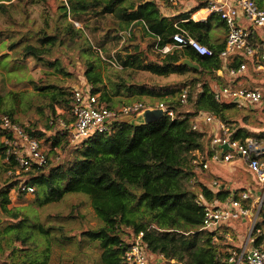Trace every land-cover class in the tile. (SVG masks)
Returning a JSON list of instances; mask_svg holds the SVG:
<instances>
[{"label":"trees","instance_id":"1","mask_svg":"<svg viewBox=\"0 0 264 264\" xmlns=\"http://www.w3.org/2000/svg\"><path fill=\"white\" fill-rule=\"evenodd\" d=\"M4 1L10 0H0V8L5 9ZM255 2L264 7V0ZM164 8L166 4L157 0H63L57 5L56 12L59 17H64L62 26L57 25L52 31L38 28L33 36L8 44L7 49L12 51L14 60L23 61L31 56L52 69V75L59 73L64 77H71L72 72L67 70L61 56L72 47L84 57L80 80L75 84H90L92 91L98 95L100 105L112 107L113 98L120 95L156 96L182 117L170 119L164 115L140 126L119 117L109 123L107 130L93 133L74 144L70 143L65 130L53 132L51 129V134L44 138L49 142L46 162L41 165L31 162L25 170L19 168L12 146L1 139L3 171L19 172L12 175V180L9 177L1 181L0 177V217L3 220L0 234H8L4 245L0 246V264L45 263L39 258L27 259L26 255L23 260H13L24 246L29 247L28 243L33 241L34 235L31 228L34 225L30 226L25 221L27 218H20L19 208L9 207L12 188L20 195L26 193L21 185L31 187L41 204L57 201L66 193L86 194L102 225L86 228L80 234L98 241L101 264H131L124 260L123 253L139 231L143 232L141 243L149 259L162 257L163 261L159 264H228L226 248L232 245L224 237L228 228L224 227L221 232L201 229L202 208L196 203V198L201 195L207 200H222L230 194L227 181L242 186L250 178V173L238 171L230 177H222L210 168L196 170L191 161L193 150L208 152L209 126L200 122L198 129H191V118L200 111L212 112L223 122L234 124L231 131L233 137L242 139L249 135L235 118L238 114L236 104L218 101L214 97L215 87L225 84L226 78L216 71L221 65L218 54L224 40L213 38L211 32L215 27H220L223 33L226 29L217 15H211L206 21L179 22V27L208 46L213 54L201 56L190 48L176 46L162 55L154 50V46L171 42V35L177 30L174 21L187 19L194 10L180 11L170 17L164 15ZM174 8L178 9L179 5ZM75 22H79L81 28H75ZM138 32L150 39L146 47L157 53L155 60L147 59L138 40L142 35ZM81 39L85 44L80 43ZM113 58L119 67L110 62ZM183 58L190 59L198 68L178 64ZM72 59L69 56L73 65ZM238 62L230 65L235 66ZM106 67L125 71L128 75L137 71L164 77L171 74L194 75L184 82L187 101L180 104L179 99H175L177 94L179 97V88L152 89L131 81V76L128 77L130 80L122 76L116 80L110 78L111 75L107 84L103 74ZM33 87L38 98L34 106L49 120L45 127H53L59 117L69 124L72 120L73 86L66 84L62 78L45 76L33 83ZM4 99L0 94V116L7 114L18 122L13 117L12 107L2 106ZM57 108L67 115L57 113ZM243 117L246 119L247 116ZM23 128L37 141L44 135L35 125ZM10 137L11 134L0 126V138ZM57 149L66 152L65 156L60 157ZM213 179L221 184L213 187ZM69 215L76 216L74 213ZM9 218L18 220L8 224L6 221ZM35 226L37 234L48 235L49 227ZM59 229L62 230L61 227ZM61 235L63 239L69 237ZM261 240L259 238L258 241ZM150 262L154 264L155 261L150 259Z\"/></svg>","mask_w":264,"mask_h":264},{"label":"built area","instance_id":"2","mask_svg":"<svg viewBox=\"0 0 264 264\" xmlns=\"http://www.w3.org/2000/svg\"><path fill=\"white\" fill-rule=\"evenodd\" d=\"M157 1L172 6L179 5V2L196 1L195 5L188 8L194 10L186 21H206L211 15H217L224 23L226 36L224 46L218 54L221 65L216 71L225 76L226 83L215 87V99L235 103L238 107L253 109L257 105L264 106V85H254L250 81L252 73L264 72V7L259 6L255 0ZM75 24L80 25L79 22ZM174 26L177 30L171 35V42L162 46L156 44L154 50L164 55L177 46L190 48L201 56L213 54L208 46L189 35L178 23H174ZM125 32L128 34V30ZM236 61H239L237 65H230ZM110 62L119 67L114 58ZM81 81L83 82V79ZM178 99L180 104L186 103L187 88L181 89ZM148 107L161 108L164 115L170 119L182 117L161 100H136L118 107L100 105L92 86L84 82L82 85L73 86L70 109L72 120L66 124L64 119L59 117V130H65L70 143L74 144L93 133L107 130L112 120L125 115H135ZM200 122L209 126L210 139L208 152L199 149L192 151L191 161L194 168L205 170L210 168L211 164H231L229 173L236 170L250 173V178L246 179L242 186L237 182L227 181L226 186L230 194L222 200H207L201 195L196 198V203L202 208L200 228L221 232L227 227L224 237L232 244L234 234H238L234 223H248L247 234L241 243L226 248V261L228 264H264V136L248 135L242 139L233 137L231 131L234 124L223 122L212 112L200 111L194 115L191 118V129H198ZM0 126L11 134L10 138L2 140L14 149L20 169L29 168L31 162L39 165L46 162L39 142L24 130L22 124L12 120L9 115L2 114ZM237 160H241L239 168L234 166ZM220 184L216 179L211 180L213 187ZM21 189L26 190V193L33 192L29 186L21 185ZM142 234V231L136 234L130 247L124 251L123 258L131 264H151L150 259L157 264L158 256L149 259L141 243ZM259 238H262L261 242L258 241Z\"/></svg>","mask_w":264,"mask_h":264},{"label":"rangeland","instance_id":"3","mask_svg":"<svg viewBox=\"0 0 264 264\" xmlns=\"http://www.w3.org/2000/svg\"><path fill=\"white\" fill-rule=\"evenodd\" d=\"M63 0H10L5 2V9L0 8V94L4 96V102L2 106L12 107L13 117L18 120L23 126L35 125L37 130L43 132L44 135L39 138L40 150L44 155H48L49 142L44 141V138L49 136L52 131L59 130L58 118L52 124L53 127L47 129L45 123L49 124V120L45 119V115L35 108V104L38 100L36 91L34 90L33 83H37L40 78L50 76L51 78H62L66 84L72 86L80 80L82 71V63L84 57L79 54L78 50L70 47L66 50V55L61 56L63 64L72 72L71 77H64L62 74L57 73L52 75V69L48 68L41 61H37L31 56L25 57L23 61L14 60L12 57V51L7 49L10 42L24 39L28 36H33L38 28H44L47 31H52L55 26H62L65 22L64 17H59L56 12L57 5L61 4ZM181 2H179L180 4ZM196 3L191 1L190 4ZM180 4L179 6H181ZM195 5V4H194ZM181 7L178 8V10ZM185 9V8H183ZM173 11V10H172ZM75 28H81L80 25L75 24ZM215 33L220 36L225 33ZM138 35H142L138 32ZM82 38V37H81ZM140 47L144 48L147 59L153 61L157 58L151 48H147V42L150 40L146 36L138 38ZM80 43H84L83 39L79 40ZM85 44V43H84ZM60 54L61 51L59 50ZM69 56L74 61L72 65L69 62ZM104 66V65H103ZM104 68V67H103ZM103 74L106 76V82L108 78L118 80V76H122L126 80H130L135 83L145 85L148 88H184V82H188L189 76L194 74L188 73L185 75L171 74L167 77L157 76L146 71H137L129 74L125 71H120L106 67L103 69ZM254 85H264V72L252 73V79L250 80ZM147 99L151 102L159 101L160 98L156 96H129L120 95L113 98L112 107H118L123 104ZM175 99L178 100V94ZM162 101V100H161ZM238 114L235 117L252 136H264V106L257 105L254 109H248L246 106L238 107ZM57 113H67L61 108L56 109ZM247 116L244 119L243 116ZM2 138H0L1 140ZM60 157L65 156L64 151L57 149L56 151ZM236 168L241 166V160H237L234 163ZM3 159L0 153V177L1 181L6 178L13 179L14 174L19 171L12 172L8 170L3 171ZM210 169L214 174H218L222 177H230L239 170L228 173L227 166H215L210 165ZM244 172V171H242ZM250 177V176H248ZM253 178V176L251 177ZM229 180V178H227ZM254 179V178H253ZM252 179V180H253ZM7 184V183H5ZM3 185V183H1ZM40 197V196H39ZM9 207L19 208L21 212V219L27 218L25 221L30 226L34 225L33 241H29V247L24 246L16 255L13 260H23L25 255L27 259H38L45 261L44 264H101L100 253L101 247L98 241H92L80 234L82 230L86 228H96L102 225V221L96 215L89 197L84 193H66L57 201L48 203H40V199L35 197L34 193L18 194L15 188H12L9 193ZM74 213L76 216L72 217L69 214ZM18 219H7L6 223H15ZM3 220L0 217V223ZM36 224H41L45 228H50L48 235L42 236L38 233ZM52 226V227H51ZM234 226L237 228L238 234H232L235 239L231 241L232 244L241 243L247 234L249 224L242 221H236ZM59 227L62 228L59 229ZM3 226L0 227L2 231ZM130 230V229H127ZM61 234H65L69 237L63 239ZM2 239L0 240V246L4 245V240L7 235L0 234ZM130 240V239H129ZM128 240V241H129ZM34 243V244H33ZM1 253V250H0ZM1 262V260H0Z\"/></svg>","mask_w":264,"mask_h":264},{"label":"water","instance_id":"4","mask_svg":"<svg viewBox=\"0 0 264 264\" xmlns=\"http://www.w3.org/2000/svg\"><path fill=\"white\" fill-rule=\"evenodd\" d=\"M178 64H185L192 68H198V65L193 63L188 58L181 59ZM164 116V113L161 108L158 107H148L139 112L135 115H125L121 117L123 120H127L130 124L134 126L145 125L150 122L156 121ZM115 121V120H114ZM163 261L162 257L157 258V264ZM170 264H179L177 262H172Z\"/></svg>","mask_w":264,"mask_h":264},{"label":"crops","instance_id":"5","mask_svg":"<svg viewBox=\"0 0 264 264\" xmlns=\"http://www.w3.org/2000/svg\"><path fill=\"white\" fill-rule=\"evenodd\" d=\"M190 2L191 1H186V2H181L183 5H181V6H179V7H181L179 10L178 9H175L174 7L175 6H172V5H166V8H164L163 9V12H164V15H167V16H170V17H173V16H175L176 14H178L180 11H182V12H186V11H189V10H191V9H188L190 6H193L195 3H193L192 5L190 4ZM180 3V4H181ZM179 4V5H180ZM187 4V5H186ZM168 6V7H167ZM178 6V5H177ZM185 6H187L186 8H185ZM183 8H185V9H183ZM173 10V11H172ZM191 14V13H190ZM189 18V17H188ZM187 18V19H188ZM183 21H186V19H181V20H175L174 21V23H179V22H183ZM224 28H225V26H224ZM215 29L217 30V32L218 33H220V35H222V33H221V29H220V27H215ZM214 29V30H215ZM214 30L211 32V35H213V38H217V40H219V41H221V40H225V36H226V32H225V35H223V36H220L219 37V34H217V33H215L214 32Z\"/></svg>","mask_w":264,"mask_h":264}]
</instances>
